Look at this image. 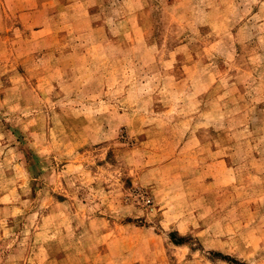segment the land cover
Listing matches in <instances>:
<instances>
[{
  "label": "rangeland",
  "instance_id": "rangeland-1",
  "mask_svg": "<svg viewBox=\"0 0 264 264\" xmlns=\"http://www.w3.org/2000/svg\"><path fill=\"white\" fill-rule=\"evenodd\" d=\"M0 264H264V0H0Z\"/></svg>",
  "mask_w": 264,
  "mask_h": 264
}]
</instances>
